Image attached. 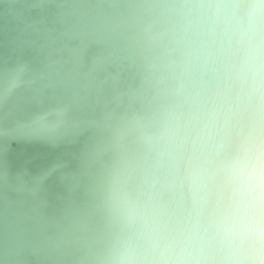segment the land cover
Instances as JSON below:
<instances>
[{
	"label": "clouds",
	"instance_id": "1",
	"mask_svg": "<svg viewBox=\"0 0 264 264\" xmlns=\"http://www.w3.org/2000/svg\"><path fill=\"white\" fill-rule=\"evenodd\" d=\"M94 32L129 82L86 157L75 264H264V0H133Z\"/></svg>",
	"mask_w": 264,
	"mask_h": 264
},
{
	"label": "bare ground",
	"instance_id": "2",
	"mask_svg": "<svg viewBox=\"0 0 264 264\" xmlns=\"http://www.w3.org/2000/svg\"><path fill=\"white\" fill-rule=\"evenodd\" d=\"M5 1L14 17L16 0ZM132 2L34 0L27 11L38 7V14L27 21L21 13L27 37L20 45L30 56L23 63L18 55L0 70V264H75L73 244L88 199L86 157L98 139L97 123L129 82L110 49L92 42L94 24L130 13ZM67 139L77 144L74 160H59L34 178L10 176L3 159L8 141L57 147Z\"/></svg>",
	"mask_w": 264,
	"mask_h": 264
},
{
	"label": "water",
	"instance_id": "3",
	"mask_svg": "<svg viewBox=\"0 0 264 264\" xmlns=\"http://www.w3.org/2000/svg\"><path fill=\"white\" fill-rule=\"evenodd\" d=\"M34 0H16L11 3L14 6V17L11 13L10 1L0 0V70L3 67H12L18 61V55L21 56L22 62H26L30 56V50L27 46H21L25 43L26 32L23 35L20 29L24 30V20L21 13L25 14L28 21V15L32 17L38 14V7L32 8L31 12L27 11L28 5ZM25 6V11L22 7ZM10 14V15H9ZM17 17V19H16ZM18 20V22H16ZM19 23L20 26H17ZM19 28V29H18ZM22 48H21V47ZM21 51V52H20ZM5 107V106H4ZM3 110H0L2 112ZM82 140L83 136H79ZM68 142V139L66 140ZM8 149L4 154V161L8 168L10 176H16L18 173L26 172L29 177H37L43 171L53 168L59 160H74V154L77 151V144H60L57 147L49 146L39 141L11 140L8 141ZM81 142H79L80 144ZM71 148V150L68 149ZM75 147V148H73ZM74 150H73V149ZM72 166H70L71 168ZM56 169L55 171H58Z\"/></svg>",
	"mask_w": 264,
	"mask_h": 264
}]
</instances>
